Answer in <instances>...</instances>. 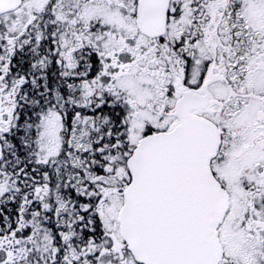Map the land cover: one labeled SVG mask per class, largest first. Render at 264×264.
Returning <instances> with one entry per match:
<instances>
[{"label": "snow or ice", "instance_id": "snow-or-ice-1", "mask_svg": "<svg viewBox=\"0 0 264 264\" xmlns=\"http://www.w3.org/2000/svg\"><path fill=\"white\" fill-rule=\"evenodd\" d=\"M0 264H264V0H0Z\"/></svg>", "mask_w": 264, "mask_h": 264}]
</instances>
